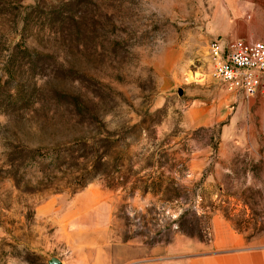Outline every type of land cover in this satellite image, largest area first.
Wrapping results in <instances>:
<instances>
[{
    "label": "rangeland",
    "instance_id": "rangeland-1",
    "mask_svg": "<svg viewBox=\"0 0 264 264\" xmlns=\"http://www.w3.org/2000/svg\"><path fill=\"white\" fill-rule=\"evenodd\" d=\"M263 36L264 0H0V264H264V97L209 53Z\"/></svg>",
    "mask_w": 264,
    "mask_h": 264
},
{
    "label": "built area",
    "instance_id": "built-area-1",
    "mask_svg": "<svg viewBox=\"0 0 264 264\" xmlns=\"http://www.w3.org/2000/svg\"><path fill=\"white\" fill-rule=\"evenodd\" d=\"M214 76L231 93L264 97V36L252 40L216 38L210 45Z\"/></svg>",
    "mask_w": 264,
    "mask_h": 264
},
{
    "label": "crops",
    "instance_id": "crops-1",
    "mask_svg": "<svg viewBox=\"0 0 264 264\" xmlns=\"http://www.w3.org/2000/svg\"><path fill=\"white\" fill-rule=\"evenodd\" d=\"M214 259H217V258L210 257V258H205V259H200V260H193L187 263L181 262V264H201V263L213 264Z\"/></svg>",
    "mask_w": 264,
    "mask_h": 264
},
{
    "label": "water",
    "instance_id": "water-1",
    "mask_svg": "<svg viewBox=\"0 0 264 264\" xmlns=\"http://www.w3.org/2000/svg\"><path fill=\"white\" fill-rule=\"evenodd\" d=\"M57 263H58V261L55 259L50 261V264H57Z\"/></svg>",
    "mask_w": 264,
    "mask_h": 264
}]
</instances>
